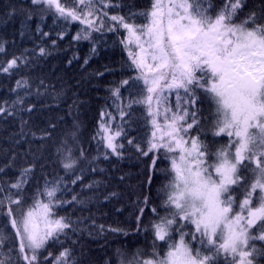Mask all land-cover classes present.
I'll use <instances>...</instances> for the list:
<instances>
[{
    "label": "snow or ice",
    "instance_id": "obj_1",
    "mask_svg": "<svg viewBox=\"0 0 264 264\" xmlns=\"http://www.w3.org/2000/svg\"><path fill=\"white\" fill-rule=\"evenodd\" d=\"M30 2L36 11L83 25L76 40L121 28L126 33L120 42L135 73V94L125 104L121 86L129 85L128 79L110 90L122 123L114 127L117 117L102 112L94 139L110 150L105 158L122 157L125 142L142 156L151 154V168L165 175V183L162 211L149 208L150 227H139L147 197L137 216V230L151 233L150 250L128 256L117 249V264H259L257 257L264 259V9L258 19L254 11L241 15L246 0H223L219 6L213 0H151L137 24L131 17L109 15L112 0H72V8L61 0ZM16 67L14 58L0 70ZM205 101L208 117L198 107ZM135 107L150 128L143 146L133 144L125 131V117L131 121ZM6 111L0 107V115ZM77 140L78 130L70 131L57 150L71 184L82 178L78 165L84 152ZM157 159L168 166L156 169ZM29 172L25 169L15 183L0 184V217L6 218L0 247L18 253L14 264L42 259L74 264L68 248L55 257L47 252L78 227L58 214L67 203L62 193L68 186L62 178L47 182L28 205L22 190ZM0 264L13 261L0 259Z\"/></svg>",
    "mask_w": 264,
    "mask_h": 264
},
{
    "label": "trees",
    "instance_id": "obj_2",
    "mask_svg": "<svg viewBox=\"0 0 264 264\" xmlns=\"http://www.w3.org/2000/svg\"><path fill=\"white\" fill-rule=\"evenodd\" d=\"M61 3L68 8L74 6L72 0ZM213 3L219 6L223 0ZM112 4L107 9L109 15L131 17L139 24L143 22L140 13L150 8L151 0H112ZM35 9L30 0H0V47L4 49L0 51V69L14 58L18 60V67L10 72L0 70V107L9 110L0 115V184L15 183L25 169L31 168L22 190V202L31 205L47 182L62 178L68 186L62 193L67 203L58 214L78 227L69 230L59 243L51 244L47 252L55 257L68 248L74 264H117V249L128 256L137 249L150 250L151 233L137 230V216L147 197L148 207L139 227H150L154 217L149 208L162 211L161 187L165 183V175L151 168V154L142 156L125 142L122 157L105 158L104 153L110 150L94 139L102 112L117 117L114 127L122 123L110 90L128 79L129 85L121 86L125 104L135 94L131 88L135 73L128 68L127 51L120 42L126 33L121 28L76 40L83 25L66 24ZM262 9L264 0H246L241 15L254 11L259 19ZM29 107L30 112L25 110ZM198 107L204 117L209 116L207 101L198 103ZM125 121L127 137L143 146L150 128L145 125L142 109L135 107L131 121L128 117ZM74 130H78L77 146L83 150L84 159L78 165L82 178L71 184L70 174L61 166L63 154L57 150ZM167 166L168 161L156 160V169ZM5 220L0 217V228ZM17 255L10 246L0 247V259L11 258L14 264ZM257 260L264 264V259ZM41 264L50 261L42 259Z\"/></svg>",
    "mask_w": 264,
    "mask_h": 264
}]
</instances>
